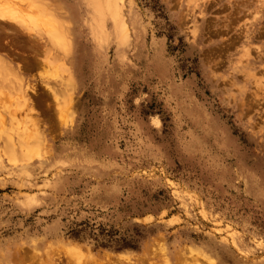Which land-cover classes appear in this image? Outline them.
Masks as SVG:
<instances>
[{
  "label": "rangeland",
  "instance_id": "1",
  "mask_svg": "<svg viewBox=\"0 0 264 264\" xmlns=\"http://www.w3.org/2000/svg\"><path fill=\"white\" fill-rule=\"evenodd\" d=\"M0 2V264H264V0Z\"/></svg>",
  "mask_w": 264,
  "mask_h": 264
},
{
  "label": "bare ground",
  "instance_id": "2",
  "mask_svg": "<svg viewBox=\"0 0 264 264\" xmlns=\"http://www.w3.org/2000/svg\"><path fill=\"white\" fill-rule=\"evenodd\" d=\"M1 3V2H0ZM3 3V2H2ZM0 4V23L2 24V23H8V25H10L11 26V24L12 23H10L9 24V22H12L13 20H18V19H21L22 20V18L21 17H19L18 15L16 16L14 13H15V11L13 10V9H11L9 6H6L5 4ZM20 3V2H19ZM107 4V3H106ZM118 4H120V3H118ZM116 8H118V7H116ZM121 8V7H120ZM106 10V9H105ZM117 10V9H116ZM117 12H119V11H117ZM110 13V12H109ZM116 13V12H115ZM122 13V12H121ZM21 15V14H20ZM113 15V14H112ZM116 15V14H115ZM120 15V14H119ZM114 17V16H113ZM117 18V17H116ZM12 25H14V23L12 24ZM1 26V25H0ZM3 26V25H2ZM1 26V27H2ZM5 28V27H4ZM4 28H2V29H4ZM12 28V27H11ZM15 28V27H14ZM19 28V27H18ZM14 30V29H13ZM18 30V29H17ZM20 30V29H19ZM0 31H2L1 29H0ZM6 31H9V30H6ZM21 31V30H20ZM29 34V33H28ZM129 34V33H128ZM30 35V34H29ZM32 38H33V36H32ZM13 41V40H12ZM10 44V43H9ZM18 44V43H17ZM11 45V44H10ZM19 45V44H18ZM9 46V45H8ZM12 46H14V45H12ZM12 46H11V48H12ZM6 48V47H5ZM10 48V49H11ZM7 50V49H6ZM33 50V49H32ZM21 54V53H20ZM29 55V54H28ZM18 56V55H17ZM27 56V55H26ZM18 58V57H17ZM21 58V57H20ZM25 59V58H24ZM23 59V60H24ZM35 59V58H34ZM21 60V59H20ZM31 60V59H30ZM36 61H37V58L35 59ZM25 61V60H24ZM35 62V61H34ZM39 63V62H38ZM0 66H3V63L0 61ZM29 69V68H28ZM27 137V136H26ZM23 140H25L24 139V136L23 137H21ZM28 141V140H27ZM26 144V146L27 145H29V144H27V143H25ZM35 144V143H34ZM26 152H30V153H32V154H34V153H36V147L35 146H29L28 147V149L26 150ZM25 156V155H24ZM27 157V156H26ZM193 257V256H192ZM210 260V259H209ZM167 261V260H166ZM194 261V260H193ZM36 262V261H35ZM186 262V261H185ZM200 262V261H199ZM184 263V262H183ZM202 263V262H201ZM166 264H168V263H166Z\"/></svg>",
  "mask_w": 264,
  "mask_h": 264
}]
</instances>
